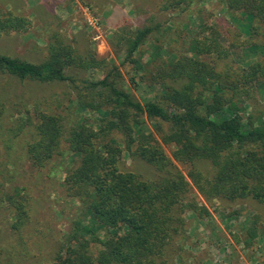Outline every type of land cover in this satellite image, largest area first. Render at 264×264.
<instances>
[{"label":"trees","instance_id":"16d2710c","mask_svg":"<svg viewBox=\"0 0 264 264\" xmlns=\"http://www.w3.org/2000/svg\"><path fill=\"white\" fill-rule=\"evenodd\" d=\"M195 1L165 0L159 9L168 12ZM222 1L228 12L251 18L253 24H246V29L251 36L261 37V43L252 47L260 49L263 56L264 0ZM31 26L24 16L0 13V37L24 34ZM152 30L146 26L131 33L127 26L121 28L119 37H126L129 43L126 60ZM200 34L192 40L190 50L197 58L184 56L168 67L162 64L149 73L147 81L130 79L132 87L140 83L148 88L159 86L160 94L152 100L141 103L120 88L123 80L115 67L103 79L84 87L101 90L88 97L78 95L83 99L80 105L101 115L97 130L87 125L67 129L58 115L35 110V139L27 143L26 157L31 167L42 169L59 154L62 143L67 145L76 161L65 173L64 193L78 200L92 224L83 228L78 224L67 233L65 247L52 264H172L173 255L181 250L176 238L185 232L184 213L205 210L196 202L192 189L206 202L252 200L264 205V116L254 120L241 114L256 90L264 87V58L238 70L217 71L215 61L199 58H229L236 45L225 47L216 27H201ZM47 48L48 57L40 64L0 55V75L39 83L72 82L65 69L84 64L86 56L76 55L58 34L51 36ZM175 83L180 86H173ZM141 116L168 125L165 132L160 126L155 131L163 145L174 148L171 158L153 134L141 127ZM32 125L26 111L17 133ZM115 134L124 137L128 155L152 166L157 178L144 179L120 169L122 150ZM203 162L209 165L210 173L198 168ZM6 201L15 213L12 228L19 230L27 218L25 208L14 196H7ZM93 227L103 230L104 236L99 238ZM79 230L84 233L79 234Z\"/></svg>","mask_w":264,"mask_h":264},{"label":"rangeland","instance_id":"374dc122","mask_svg":"<svg viewBox=\"0 0 264 264\" xmlns=\"http://www.w3.org/2000/svg\"><path fill=\"white\" fill-rule=\"evenodd\" d=\"M164 1L128 0L125 3V0H114L112 2L121 3L118 5L128 13L99 14L98 11H106V7L114 6L110 5L114 3L106 4L101 0H0V13L11 11L32 22L24 34L0 37V55L40 64L48 57L51 36L58 34L76 55L87 58H84V64L65 69L72 82L39 83L0 75V101L3 104L0 114V264H52L65 245L67 233L75 230L78 224L82 228L92 226L78 200L68 198L64 193L65 173L76 161L67 145L62 143L59 154L42 169L31 167L26 157V145L35 139L36 109L58 115L67 129L87 125L97 130L101 115L80 105L83 99L79 100L78 95L85 93L88 97L101 90L84 87L103 79L115 67L123 80L118 85L120 88L141 103L152 100L160 94L159 86L148 88L145 83H140L132 87L130 79L147 81L149 73L156 67L162 64L168 67L176 58L193 57L191 43L194 38L201 37V27H216L225 47L236 45L229 58L198 57L215 61L217 71L238 70L264 58L260 49L252 47L261 43V37L251 36L246 29V24H253L251 18L246 20L240 14L228 12L222 0H196L190 6L168 12L159 9ZM123 26L131 33L146 26L153 28L150 36L127 60L128 40L118 34ZM132 60L136 63H131ZM95 62L102 63L97 66L93 65ZM177 83L173 86L178 88ZM247 102L248 108L241 114H249L254 120L264 116V87H259ZM94 104L98 103L94 101ZM26 111L30 113L33 125L24 126L17 133ZM140 122L171 158L174 148L163 145L155 131L160 126L165 132L168 125L145 116H141ZM114 138L122 150L120 169L144 179L157 178L152 166L128 155L121 134H115ZM175 165L179 171L186 172L183 166ZM198 168L204 174L210 173L206 162L198 164ZM10 195L23 204L26 211V221L19 230L12 228L15 213L6 201ZM192 195L205 210L200 208L184 213L185 232L176 238L181 250L173 255L172 264H264L263 204L252 200L224 204L206 202L195 189H192ZM92 231L99 238L105 234L95 227ZM82 233L84 231L79 230V234Z\"/></svg>","mask_w":264,"mask_h":264},{"label":"crops","instance_id":"0c3cea01","mask_svg":"<svg viewBox=\"0 0 264 264\" xmlns=\"http://www.w3.org/2000/svg\"><path fill=\"white\" fill-rule=\"evenodd\" d=\"M101 1H104V2H106V4H108V2H112V1H114V0H101ZM122 1V0H121ZM128 3V0H125V3ZM112 3H114V2H112ZM118 4H120L121 5V3H118ZM117 3H114V4H110V5H114V6H107L106 8H108L106 11H104V10H101V11H98L99 12V14H108L109 12L111 13L112 12V14H115V13H121V12H123V13H128V12H125L124 11V9H123V7L122 6H120V5H118ZM129 5L131 6V3H129ZM129 8H131V7H129ZM111 9V11H109ZM122 13V14H123ZM123 21V20H122Z\"/></svg>","mask_w":264,"mask_h":264}]
</instances>
